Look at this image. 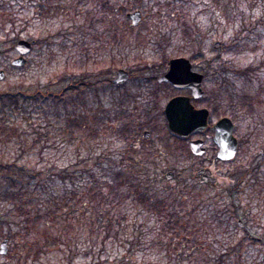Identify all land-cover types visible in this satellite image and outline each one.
<instances>
[{
	"label": "rangeland",
	"instance_id": "374dc122",
	"mask_svg": "<svg viewBox=\"0 0 264 264\" xmlns=\"http://www.w3.org/2000/svg\"><path fill=\"white\" fill-rule=\"evenodd\" d=\"M102 1L55 0L59 10L40 17L38 6L42 0H0V41L4 42L0 71L5 72L0 90L57 91L68 82L67 78L82 73L91 82L97 81L99 74L104 78L106 72L110 78L99 83L97 90L85 88L84 92L81 89L71 93L66 108L49 99L23 103L24 109L19 111L0 103V162H14L35 173L46 170L44 180L27 179L22 212L31 213L36 204L39 208L44 204L48 193L60 196L72 188L83 192L89 177L82 172L84 165L99 178L106 175L107 167H138L140 173L136 176H141L153 197L167 201L168 212L186 202L181 213L186 216L184 230L179 237L170 232L164 234L162 225L167 219L153 216L143 230L146 236L138 235L140 242L129 251L130 245L125 241L128 232L134 229L133 225L144 224L142 218H134L133 212L128 213L125 222L129 227L126 234L119 239L110 236L104 243L105 233L99 235L96 227L88 226L81 231L84 236H74L70 229L75 220L57 224L42 220L37 228L35 224L30 230L24 229L25 220L19 218L17 209L0 202V246L8 239V252L0 254V264H264V25H254V33L243 41L241 52H222L214 69L224 65L230 72L218 74L215 80L213 70L204 85L210 92L216 91L214 103L235 120L241 149L232 162L216 159L211 135L204 136L208 152L202 157L193 156L187 145L171 136L161 115L168 102L166 91L164 96L151 99L148 81L134 79L121 90L112 84L120 66L128 70L136 67L137 77L148 72L151 76V70L140 72L141 65L149 69L151 65L159 67L165 58L189 57L202 48L210 56H215L213 47L230 48L241 21L238 18L235 25L228 26L224 4L231 12L237 7L257 20L264 16V0H257L260 2L252 11L254 0H216L217 4L215 0H144L141 7L133 0H106L113 13L105 14L96 8ZM168 2L170 6L165 4ZM120 9L125 11L121 13ZM134 11L143 15L137 27L127 17ZM96 16H104L105 21L91 22ZM185 24L190 28L191 39L185 36ZM108 34L113 36L112 43ZM163 35L170 38L171 44L161 50L157 43L164 42ZM18 40L34 42L24 68L12 66V61L19 57L15 50ZM156 53L166 56L160 59ZM247 68L253 70L251 80L235 73ZM245 98L253 106L250 116L241 106ZM147 116L153 120L148 121ZM81 117L90 124L87 132H78L75 141L59 137L58 127ZM128 119L139 130L138 138L130 142L134 151L130 154L113 134ZM9 121L13 129L5 130ZM143 130L150 132L149 139L141 137ZM64 169L84 178H76L73 186L56 177ZM200 169H206L209 184L200 183ZM169 171L175 174L172 180L165 178ZM0 180L4 183L3 175ZM237 184L235 204L239 217L231 213L229 194ZM239 220L243 226L238 225ZM60 231L74 240L70 245L74 252L59 244L36 259L31 248L33 241L45 239L46 234L57 236ZM247 232L250 238H246ZM241 241L240 251L228 254Z\"/></svg>",
	"mask_w": 264,
	"mask_h": 264
},
{
	"label": "trees",
	"instance_id": "16d2710c",
	"mask_svg": "<svg viewBox=\"0 0 264 264\" xmlns=\"http://www.w3.org/2000/svg\"><path fill=\"white\" fill-rule=\"evenodd\" d=\"M260 1L257 2V0H254L250 10L252 11ZM106 3L107 1L103 0L100 4H96L99 13H113V10ZM132 3H139L138 5L140 6V4L144 5L145 1L133 0ZM156 3L161 4L159 1ZM165 4L166 6L171 5L170 2ZM215 4H217L216 0ZM219 8H221V5ZM54 9L59 10V6L55 3V0H42V3L38 6V14L40 17H44L45 14L51 16L56 12ZM137 9H139V7H137ZM223 10L225 18L228 21L227 23L235 25L238 18L241 21V28L236 32V36L230 42L229 46V49L241 52L243 41L250 38L254 33L255 26L261 24L264 25V16L255 20L252 16H246L245 13L237 9V7H234L231 12L227 4H224ZM120 12L123 13V9H120ZM230 14H232V19L229 17ZM99 21H105L104 16L100 18L96 16V18L93 17L91 19V22L94 23ZM89 28H94V26L89 25ZM184 30L186 38L191 39L190 28L188 25H184ZM110 31H112V27L110 28ZM162 37L164 42L161 40L157 43V46L161 50L170 45V38L166 37L165 39L164 36ZM17 39L18 37H16L14 41ZM107 39L112 43V34H108ZM3 46L4 42L0 41V54L3 52ZM251 72H253V70L249 68L242 70L237 69V71H235L238 75L249 78ZM100 75L102 76L103 74H99V77L95 82H91L87 74L82 73L78 76H71L70 78H67L68 82L61 88V90L57 91L35 90L30 92L23 91L21 88L0 90V103L3 102L4 106L12 107V111H19L22 108L24 109L23 103H31V101L42 103V100L45 102V100L49 99L52 100L55 105L59 106V104H62L64 108H66V105L72 98L70 97L71 93L79 92L81 89V92H84L83 89L85 88L90 90L96 88L95 90H97V85L99 83L108 82L110 80V78L107 77L108 72L104 73V78H101ZM262 91H264V89H262ZM39 95L42 96L41 98H44L40 99ZM241 106L245 109V114L250 116L253 108L252 103L248 102L245 98ZM1 112L5 115V108H2ZM131 122L132 120L128 119V122L122 124V128L113 131L114 136L121 139L128 148L126 150L127 154L134 152L130 142L133 143V141L138 138V136L136 137V134L139 133L138 125ZM11 124V121L7 122L5 130L13 129ZM89 126L90 124L85 117L77 119L73 118L71 120L69 119L64 125L58 127L56 132L59 137L66 139V141L67 139L69 141H75L74 139L78 132H87ZM105 170L108 172L102 177V179L96 175V172L93 171L92 168H88L84 165L82 172L89 175V177L83 192L80 193L72 188L70 190L67 189L64 194L60 196L48 193L47 196H49V198L44 200V204H41L40 208L36 204V210L31 213L30 211L22 212V204L26 198L25 191L28 185L27 179L36 177L39 180H44V173L46 170H36L35 173L28 167L17 165L14 162H0V176H4L3 181L5 183H1L0 180V202H7L8 204L13 205V208L17 209L19 212V218H24L25 220V224L23 225L24 229L30 230L35 227V224L37 228L39 222L42 220L53 224L60 222L70 223L75 220L76 222H74V224L72 223L73 227L70 229L74 236H84L81 231L88 226L96 227L99 235H101L100 232L105 233V239L103 240L104 243L110 236L119 239L120 235L126 234L129 227L125 222H127L129 217L128 213L133 212L134 218H142L144 224L133 225L134 229L131 232H128L129 237L125 241L130 245L128 249L129 251L132 250L134 244L140 242L138 235L143 237L146 236V233H143V230L153 216L162 217V219L165 217L167 219L162 225V233L168 234V232H170L172 235H175V237L180 236L179 234L184 230L182 228L183 221L185 222L186 219V216L183 214L181 215V213L182 210L186 208V202H180L178 207H175L168 212L167 201L165 199L153 197L155 195L151 194L149 189L144 186L145 182L141 176H136L140 173L138 167H130L127 170L125 167H120L117 170L115 167H107ZM59 175L56 177L70 182L73 186H75L76 178L79 177L73 171H69L68 169L60 171ZM83 178L82 175L78 179ZM238 184L236 188H231L229 190L232 202V207L230 208L231 213L236 214L237 217H239V215L237 213L238 206L235 204V194L238 193ZM247 235L246 238H250L249 232H247ZM44 237L45 239L34 240L32 243L31 248L35 251L36 259H39L42 253L44 254L58 247L59 244L69 246V252H74L70 247V245L74 244V240L68 235H63L61 231L57 236H49L46 234ZM93 237L94 235L90 236L92 243L94 242ZM242 244L243 242L241 241L237 245L231 247L228 254H237L240 251ZM93 249L94 248H91L90 250L92 251ZM69 261L71 262V260Z\"/></svg>",
	"mask_w": 264,
	"mask_h": 264
},
{
	"label": "water",
	"instance_id": "95a60500",
	"mask_svg": "<svg viewBox=\"0 0 264 264\" xmlns=\"http://www.w3.org/2000/svg\"><path fill=\"white\" fill-rule=\"evenodd\" d=\"M134 26H138L143 19L142 13L136 11L129 15ZM33 48V42L27 40H19L15 46L19 57L14 59L12 66L23 68L26 65V58ZM129 73L120 70L114 79V84L122 85L129 80ZM5 78L4 71H0V80ZM203 76L192 72L190 62L185 58L174 59L170 62V70L162 77L159 82H169L175 87H192L194 96L200 97L202 91L200 89ZM166 117L168 126L172 133L186 138L194 131H202L207 126V112L196 111L190 105V101L184 98H176L171 100L166 107ZM214 142L219 148L218 158L222 161H231L235 159L238 151V141L234 136V124L228 118L220 120L214 127ZM145 137L149 138V133H145ZM202 141L191 142L190 149L194 155L202 156L206 150ZM202 174V172L200 173ZM168 180L174 178L173 172L166 174ZM208 178L202 179L207 182ZM241 225V223H240ZM8 252V239H5L0 246V254L5 255Z\"/></svg>",
	"mask_w": 264,
	"mask_h": 264
},
{
	"label": "flooded vegetation",
	"instance_id": "af4514ba",
	"mask_svg": "<svg viewBox=\"0 0 264 264\" xmlns=\"http://www.w3.org/2000/svg\"><path fill=\"white\" fill-rule=\"evenodd\" d=\"M225 22L227 23L228 21L225 20ZM229 25H230V23H228V26ZM198 36H199V34H198ZM164 38L166 39V36H164ZM212 50L215 53V56H210L202 48V50L195 51L189 57H177V58H185V59H187L190 62V64H191L192 72L203 76L202 83H201V86H200V89L202 91V95L200 97L194 96V91H193L192 87H175L173 84H171L169 82H162V83L159 82V80L168 73L169 68H170L171 60L176 59V58H168V59L165 58L164 61H161V62L159 61L160 62L158 64L159 67H154L153 68V66L151 65L149 67V69H148V67L145 68L144 66L141 65V67H140L141 71L140 72L144 73L145 71L151 70V76H150V72H148L149 74L145 73L146 74L145 76H144V74H142L143 77H141L140 75L137 74L138 75V77H137L136 73L137 72L139 73V69L137 70L136 67L129 68V70H128V69L122 68L120 66V67L116 68V70H117L116 71V77H117L118 72L120 70H125V71H127L129 73V76H130L128 82L132 81L134 79H137V80H140V81H143V82L144 81H148L146 85L150 89L149 97L151 99L153 97H154V99L156 97L158 99L162 95L164 96V92L166 91L167 92V97H168V100H167L168 102H167L165 108L161 111V115L165 119V123H166L167 126H168V120H167V117H166V107H167L168 103L171 100H173V99H176V98L188 99L190 101V105L194 108V110H196L198 112L206 111L207 112V126H206V128L204 130H202V131H194L187 138H182V137H179L176 134H172V133H170V134H171L172 137L176 138L177 140H179L183 144L187 145L188 151L191 154H192V152L190 150V143L191 142H197V141H202L204 143L203 147L206 150L205 154H207L208 148L206 147V141H205L204 136L211 135L212 144H213V147H214V150H215L214 155H215L216 159L218 161H220L218 159L219 148L216 145V143L214 142L215 132H214L213 127L220 120H222L224 118H228L235 125V137H236V128L237 127H236V124L234 122L233 117H231L229 114H226L225 112H222V108H219L218 105L216 103H214V101L217 98L216 91L213 93V92H210L209 90H207V88L204 87L205 82L207 81L208 76L210 75L211 71L215 70L214 68L217 65V60H220L221 53L222 52L225 53L227 50H229V48H227L226 46L220 45L218 48L213 47ZM156 55L159 56L160 59L163 56H166V54L164 55L163 53H156ZM119 62H120V60H119ZM133 62H136L135 58L133 59ZM121 64L122 63H120L119 65H121ZM229 69L228 68L225 69V66L223 65L221 68L216 69L215 72L212 73V75L215 77V80H217V75L218 74L221 75L224 72L225 73H227V71L230 72ZM158 70H161V71L160 72H156ZM153 73H155V74H153ZM128 82H126L123 85H117L115 87H116L117 90H121V88L125 87V85ZM170 90L173 91L174 93L173 94H169ZM132 113H133V111H132ZM129 117H134V115H131ZM147 119L149 121L151 118H148V116H147ZM152 120L153 119H151L150 121H152ZM146 132H148V130H143L142 131L141 137L143 139H149V138L145 137V133ZM238 142H240L239 139H238ZM192 155L195 156V157L204 156V155L196 156L194 154H192ZM220 162L229 163V162H223V161H220ZM201 172H202V174H200ZM197 174H198V177L200 178V183L201 184H209L210 178H209V175L206 173V169H200L197 172ZM204 178H208L207 182H202V179H204Z\"/></svg>",
	"mask_w": 264,
	"mask_h": 264
}]
</instances>
